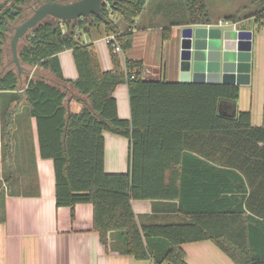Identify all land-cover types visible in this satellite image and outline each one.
Returning <instances> with one entry per match:
<instances>
[{"label":"trees","instance_id":"16d2710c","mask_svg":"<svg viewBox=\"0 0 264 264\" xmlns=\"http://www.w3.org/2000/svg\"><path fill=\"white\" fill-rule=\"evenodd\" d=\"M56 1L75 0L0 2L4 161L12 157L14 115L25 104L37 121L41 157L54 162L56 205L72 208L74 215L77 204H92L94 229L108 250L155 264H188L184 245L210 240L235 264H264V104L263 122L254 125L251 110L220 113L223 102L239 101V85L148 78L143 60L124 59L148 0H108L100 15L85 19L45 18L19 42V75L16 64L6 61L5 46L25 14L22 7ZM182 6L180 20L163 29V39L173 37L174 25L212 23L206 0H183ZM251 7L256 23L264 26V0ZM114 12L123 16L125 29L111 19ZM102 28L116 35L108 43L112 69L106 71L96 45L81 38ZM65 50L72 51L76 80L63 74L59 54ZM33 67L36 75L20 92L25 71ZM61 83L87 96L80 111L69 108ZM123 83L129 89V119L119 116L114 96ZM105 131L130 140L126 172L106 171ZM137 199L158 202L156 210L167 204L174 214L139 216L132 206Z\"/></svg>","mask_w":264,"mask_h":264},{"label":"crops","instance_id":"0c3cea01","mask_svg":"<svg viewBox=\"0 0 264 264\" xmlns=\"http://www.w3.org/2000/svg\"><path fill=\"white\" fill-rule=\"evenodd\" d=\"M232 1L225 5L223 13H210L212 24L217 25L221 21H228L229 25L244 23L248 29L253 30L252 70L250 83L240 85L239 101L236 104L223 102V111L231 113L234 106L237 110H251L254 123L252 99L247 107L244 91H248L258 77V34L264 35V26L260 27L252 14H238L246 6L234 9ZM172 3V0H154L152 4V0H148L133 28V47L123 56L124 59L143 60L144 76L148 78L180 82L182 28L186 25H174L173 37L166 40L161 38L163 29L178 22L181 17L182 0L178 8L177 5L170 7ZM206 3L210 10L209 0ZM234 17L238 19L235 21ZM153 32L161 41L159 53V45L149 46V37ZM95 34L93 32L91 40L85 42L96 45L102 69L110 70L112 60L107 42L109 35L95 38ZM86 36L89 35L82 34L81 38ZM139 44L143 47L142 53H134ZM59 59L65 78L76 80L78 70L72 51L61 52ZM36 70L37 67H33L25 71L20 92L27 86V79L36 75ZM39 75L43 76L41 69ZM49 78L59 84L53 77ZM61 86L68 90L69 108L74 112L80 111L82 100H87V96H80L71 84L61 83ZM114 96L117 99L119 116L124 119L131 118L128 85H118ZM1 123L0 119V264H153L149 260H138L132 255L108 250L94 229L92 204H77L74 215L72 208L56 205L54 162L40 155L37 121L30 115L27 105L19 106L14 115V125L10 128L12 157H6L5 161ZM104 136L106 171L126 172L129 168L130 140L108 131L104 132ZM157 203L137 199L132 201V206L139 216L151 214L153 211L161 215L174 214L169 211L167 204L163 210H156ZM184 249L188 264H235L210 240L187 243Z\"/></svg>","mask_w":264,"mask_h":264},{"label":"water","instance_id":"95a60500","mask_svg":"<svg viewBox=\"0 0 264 264\" xmlns=\"http://www.w3.org/2000/svg\"><path fill=\"white\" fill-rule=\"evenodd\" d=\"M108 0H75L71 2H44L33 14L19 24L11 38L12 62L22 74L19 42L45 18L78 20L100 15ZM17 10L14 13L17 14ZM253 30L244 23L229 25L228 21L214 25L188 24L182 28L181 83L247 85L251 80ZM236 114V107L230 113Z\"/></svg>","mask_w":264,"mask_h":264},{"label":"rangeland","instance_id":"374dc122","mask_svg":"<svg viewBox=\"0 0 264 264\" xmlns=\"http://www.w3.org/2000/svg\"><path fill=\"white\" fill-rule=\"evenodd\" d=\"M4 0H0V2H2ZM173 3L170 4V7H175L177 5H180V0H172ZM253 1L255 0H233L232 2L234 3V9H237L239 7H244L242 8V13H238V14H242L243 16L245 15H249L252 14V12L255 10L254 7L250 8V5L252 6ZM183 2V0H182ZM154 3V0H152V4ZM231 3V0H209V7H210V13L212 15H217L219 13H223L224 12V7L226 4ZM31 6V5H30ZM168 6V5H167ZM249 6V7H248ZM250 8V9H249ZM22 9L25 11V14L20 16L18 18V22L15 24V27L11 33V36L9 38V41L6 43V61L10 62L13 59V55L11 52V43L10 40L15 32L16 27L21 24L24 20H26L28 17H30L34 10L36 9L35 7L31 8L29 7H22ZM226 11V10H225ZM235 14V12H234ZM111 19H113L119 26L121 29H125L127 24L124 21L123 16L118 13V12H114L111 14ZM155 32L152 33V35L149 37L150 38V42H149V46L153 47L154 44H156L157 46L161 43L159 36L157 34H154ZM108 34V32L106 31L105 28H102L100 32H96L95 34V38H99V37H106ZM145 37V36H143ZM163 37V33L161 35V38ZM84 41H90L91 37L90 36H86L83 38ZM22 42V41H21ZM20 42V43H21ZM260 42V43H259ZM260 44V50H259V67H258V77L256 79V81H254V83H252V86L250 87V89H248V91H244V100L248 102V106L249 107V102H251L252 99V103H253V107H254V117H253V121H254V125H261L263 122V104H264V35L258 34V45ZM262 44H263V49H262ZM20 46V45H19ZM149 47V48H150ZM143 51V47L141 44L138 45L137 49H135L134 53L137 54H141ZM160 51V45H159V50L157 51L159 53ZM155 60L156 58L153 57ZM240 105H242V102H240Z\"/></svg>","mask_w":264,"mask_h":264},{"label":"built area","instance_id":"2783aa9c","mask_svg":"<svg viewBox=\"0 0 264 264\" xmlns=\"http://www.w3.org/2000/svg\"><path fill=\"white\" fill-rule=\"evenodd\" d=\"M115 38H116V35L111 34V35H109V36L107 37V42L110 43L111 41L115 40ZM114 45H115V50H116V51H120V50H121V49H120V46H119L118 44H114ZM153 264H155V263H153Z\"/></svg>","mask_w":264,"mask_h":264}]
</instances>
